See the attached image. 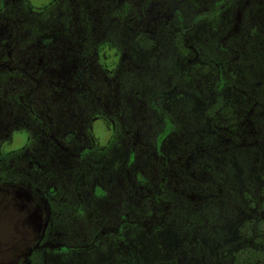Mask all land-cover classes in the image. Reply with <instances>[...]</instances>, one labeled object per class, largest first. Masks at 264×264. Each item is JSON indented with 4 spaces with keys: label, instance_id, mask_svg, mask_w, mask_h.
I'll use <instances>...</instances> for the list:
<instances>
[{
    "label": "flooded vegetation",
    "instance_id": "flooded-vegetation-1",
    "mask_svg": "<svg viewBox=\"0 0 264 264\" xmlns=\"http://www.w3.org/2000/svg\"><path fill=\"white\" fill-rule=\"evenodd\" d=\"M169 2L0 0V264H67L64 256L88 254L102 242L119 251L114 264H245V253L236 260L247 241L246 205L238 189L235 215L221 196L209 192L203 199L190 188L187 164L180 161L179 171L170 165L162 188L163 173H148V186L138 189L137 175L121 171L137 144L136 125L126 117L154 114L121 91L123 68L141 61L139 47H155L148 67H163L168 59L173 65L176 58L185 65L184 55L167 47L179 28L166 22V29L160 27ZM141 37L151 44H141ZM188 48L200 66L198 51ZM120 148L124 161L108 163ZM224 192L228 202L232 195ZM262 201L263 195L255 211ZM138 208L159 226H139ZM171 222L182 232L181 246L168 257L144 261L126 231L141 229L151 237ZM233 224L243 245L228 251L226 229ZM205 241L217 247L211 251Z\"/></svg>",
    "mask_w": 264,
    "mask_h": 264
},
{
    "label": "trees",
    "instance_id": "trees-1",
    "mask_svg": "<svg viewBox=\"0 0 264 264\" xmlns=\"http://www.w3.org/2000/svg\"><path fill=\"white\" fill-rule=\"evenodd\" d=\"M223 1L170 0L166 5L167 18L160 21V27L166 29V22L168 27L174 24L179 28L175 36L170 37L167 47L175 46L176 50L184 55L185 65L181 75L172 73L170 81L166 80L173 66L170 59L163 67L154 65L148 67L138 59L135 66L129 65L123 68L121 91L126 90L131 95H135L138 98L136 101L138 105H147L149 109H153L159 115L161 123L158 124L151 112L142 111L145 109L143 106L139 107L142 111L140 113H145L147 116L137 121L135 128L137 144L133 150L128 151L129 156L125 165L121 163L120 166L122 165V172L128 171L137 175L138 189H145L146 184L148 186L150 179L148 173L155 172V168H158V172L163 173V180L158 181V185L162 188L167 178L165 173L169 172L170 165L171 170H174L179 166L180 161L187 164L186 176L190 188L196 193L201 191L203 199H208L209 192L221 196L224 205L232 206L234 214L237 215V206L241 204L238 200L237 188L221 177H216L211 158L214 155L234 152L245 173L254 149L259 158L256 162L257 168L264 179V147L261 144L264 132V58L260 57L254 40V36H257V27L262 22L259 19L263 20V17L255 13H247L245 7L248 0L241 1L237 6L234 5L236 0H229L226 5H222ZM122 7L123 13H130L128 3H124ZM223 7H228L233 13L231 23L226 28L218 30L214 36L204 34L198 41L188 38V32H191L199 22L207 20L214 24L218 21ZM259 9V13L264 15V0H261ZM124 21L129 23L128 20ZM154 23H159V18L155 19ZM141 38V44L147 46L151 44L149 40L144 43L145 37ZM189 45L193 50L198 51L200 66L194 62V52L188 48ZM196 68L202 73H212L214 80L210 91L207 89L205 79L196 74ZM114 86L112 83L109 85L110 92L114 91ZM185 88L190 89L198 98L206 102L214 97L205 110L213 132L202 139H193L183 154L180 152L166 154L159 149L160 144L163 137L175 127L176 120L173 116L175 113L167 111L162 101ZM225 88H229L232 96L223 95ZM125 107L123 105V108ZM185 117L184 121L187 125L189 114ZM146 122L155 124V127L142 128L146 126ZM153 134H155V142L152 143ZM188 137L187 135L186 138ZM149 144L153 147L148 146ZM152 155L154 159L144 161L146 156ZM178 157L180 158L177 159ZM94 173L97 174L98 170L95 169ZM225 190L232 195L228 202ZM261 195L264 197V185ZM259 209L250 212L249 219L245 218V239L248 242L246 241L245 246L236 252V260L240 259L239 254L245 253V264H264L263 201L259 204ZM245 211H247L246 207ZM136 219L137 224L145 231H151L159 226L153 218L148 219L143 216L140 208L137 210ZM169 262L172 261H167L165 264Z\"/></svg>",
    "mask_w": 264,
    "mask_h": 264
},
{
    "label": "rangeland",
    "instance_id": "rangeland-1",
    "mask_svg": "<svg viewBox=\"0 0 264 264\" xmlns=\"http://www.w3.org/2000/svg\"><path fill=\"white\" fill-rule=\"evenodd\" d=\"M241 1L242 0H236L234 5L237 6ZM107 2L109 3L108 9L109 10L113 9L114 5L110 4V1ZM260 3L261 0H248L245 9L248 14L255 13L257 16L263 17V20H261V18L259 19L262 22L257 27V36H254V40H256L255 42L256 48L260 57L264 58V15L259 13ZM222 10L223 11L221 12L218 21H216L214 24H211L207 20L199 22L194 26L191 32H188V38L191 40L198 41L203 37L204 34H209L210 36H214L218 30L226 28V26H228L231 23V16L233 13L231 14V11L228 9V7L225 8L223 7ZM122 20L123 19L121 18L120 21L122 22ZM111 23L113 24L114 22L111 21ZM112 24L110 25V27L113 28ZM115 26L118 27L117 24H115ZM243 32H245V29L243 30ZM124 36L125 34L123 33V37ZM127 39H129L130 41V36L127 35ZM129 41L127 42V46L130 43ZM127 50L131 51L130 45L127 48ZM154 50L155 47H151V48L144 47L143 49L139 47L137 48L136 53L139 55L140 60L143 63L147 64V61L151 60L153 56L156 57V54L153 53ZM173 61L174 63L173 66L171 67V73L167 74L166 80L168 82L172 77L171 76L172 73L177 75L182 74V60L176 58ZM195 72L196 74L201 75L205 79L207 89L210 91L212 89L213 80H214L212 73L211 72L202 73V71L198 70L197 68L195 69ZM223 95L230 97L232 96V93L229 90V88H225L223 91ZM166 100L164 99L162 101V104L165 106L167 110H170V112L175 113V115L173 116L175 117L176 125L171 132L167 133L166 136L163 137L159 148L161 151H163L166 154L173 152H180L183 154L187 151L186 148L189 146L190 142L193 139H202L213 132V129L211 128V125L209 123V119L206 116L205 110L207 106L214 100V97L210 98V100L206 102L198 98L190 89L185 88L182 89L180 93L171 96L168 99V102H165ZM142 106L143 108L146 109L145 107L146 105L145 106L142 105ZM186 114H189V118H188L189 126L188 124L186 125L184 121V119L186 118L185 117ZM144 116H147V114L140 113L138 111L137 113H135V116L133 114L128 115L126 117V120L129 124L135 126L137 124V121ZM152 116H154L155 119H157L158 124L161 123V119L156 112L155 114H152ZM147 122H149V120ZM148 124L149 123H147L146 126H143L142 128H148L147 127ZM154 125L153 128L155 127ZM142 130L145 133L144 129ZM187 135L189 136L188 139L186 138ZM147 138L150 139L149 137ZM154 138H155V134H153L151 138L152 143L155 142ZM261 144L262 147H264V132H263V139L261 140ZM150 145L153 147L152 144H149L148 146ZM125 155L126 154L124 152V149L122 148L113 151L109 155L108 163H113L115 161L123 162L125 159ZM154 156L156 157L157 155L155 154ZM154 156L153 155L146 156L144 158V161L146 162L151 161L152 159H154ZM212 158L213 159L211 160L214 163L213 165L217 170V172L221 175L222 179L234 185L241 193V196L244 198L245 205L249 210V212L246 211L245 218L251 217L250 216L251 214L249 215L248 213L255 211V208L259 203V199L261 196L260 192L264 184V179L259 173L256 164V162L259 159L257 151L253 149V154L250 158V162L247 164L248 167L247 169H245V173L240 160L237 159L234 152H229L221 155H214V157ZM174 170L179 171L178 167H175ZM157 172H158V168H155V173ZM178 227L179 226L177 222L175 223L171 222L167 227H165L161 231H158L154 236L151 237H147V235L141 229L127 230L126 234L129 237L135 239L139 243L141 255L144 261L152 262L154 260L170 256L174 249H177L178 247L181 246L180 244L183 235ZM226 232L227 233L225 239L228 242L230 241L231 244L229 243L230 247L225 248V250L234 251L243 245V243L239 241L238 224H233L229 226L226 229ZM247 242L245 241V243ZM250 242L251 241H249V243ZM205 243L208 249L211 251H213L217 247L216 243L214 245L208 241H205ZM118 254L119 251H116L113 246L109 245L108 243L106 244V242H102L97 246V248H95L92 252L88 254L84 253V254L76 255L73 258H68L64 256L63 258L66 259L65 261H68L67 264H114L115 260L118 257ZM69 259L71 262H69ZM187 264H192V263L188 262Z\"/></svg>",
    "mask_w": 264,
    "mask_h": 264
}]
</instances>
